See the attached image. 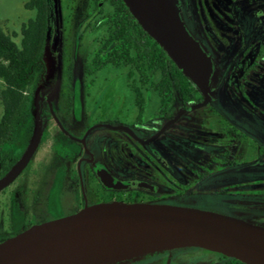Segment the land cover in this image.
Returning a JSON list of instances; mask_svg holds the SVG:
<instances>
[{"label":"rangeland","instance_id":"obj_1","mask_svg":"<svg viewBox=\"0 0 264 264\" xmlns=\"http://www.w3.org/2000/svg\"><path fill=\"white\" fill-rule=\"evenodd\" d=\"M30 1L0 0L1 27L18 45L22 26L36 15L25 8ZM176 1L180 12L182 0ZM53 5L46 74L32 89L31 114L24 122L33 132L27 131L20 142L26 150L22 161L0 181V236L13 216L40 223L71 213L77 204L73 178L79 170L80 187L93 163L122 182L157 183L159 192L146 194L147 202L207 211L264 230V71L240 84L241 67L225 65L237 58L235 52L225 49L229 55L218 64L220 59L201 48L208 72L193 85L202 103L185 110L178 99L174 119L166 123L159 118L157 93L145 87L148 105L139 127L126 80L128 68L85 74L107 35L101 17L93 14V0H53ZM3 88L0 79V94ZM242 89H247V96ZM227 130H234L230 146ZM240 144L243 154L236 152ZM151 152L166 167L156 161L148 164ZM226 158L234 168L244 167L231 174V187ZM240 184L242 196L236 189ZM80 194L79 188V203ZM212 255L179 249L99 264H210Z\"/></svg>","mask_w":264,"mask_h":264},{"label":"water","instance_id":"obj_2","mask_svg":"<svg viewBox=\"0 0 264 264\" xmlns=\"http://www.w3.org/2000/svg\"><path fill=\"white\" fill-rule=\"evenodd\" d=\"M125 1L192 83H199L208 72V58L188 33L177 1ZM99 176L109 188L154 190L145 183L119 181L104 170ZM189 248L245 264H264V230L238 219L183 207L100 203L34 225L0 243V264H99Z\"/></svg>","mask_w":264,"mask_h":264},{"label":"trees","instance_id":"obj_3","mask_svg":"<svg viewBox=\"0 0 264 264\" xmlns=\"http://www.w3.org/2000/svg\"><path fill=\"white\" fill-rule=\"evenodd\" d=\"M93 3V14L101 17L107 35L85 66V74L91 77L110 67L128 68L126 80L137 108V126L143 124L147 110L145 87L157 93L160 101L159 115L164 120L174 118L178 99L185 110L202 103L192 81L163 46L137 21L125 0H93ZM53 6V0H31L26 3L25 8L34 11L36 15L22 26L20 45L0 24V79L4 82L0 94L3 106L0 115V181L22 161L26 150L20 142L27 131L29 135L33 132L32 126L24 122L31 114L32 89L46 74L45 49L52 29ZM106 6L110 8L109 12ZM109 189L129 190L131 196L127 204H158L154 200L145 201L140 194L142 192L127 188ZM109 199L105 202L111 203V197ZM36 224L39 222L26 223L20 217L13 216L8 230L0 236V243ZM192 249L208 252L198 248L188 250ZM212 254L224 258L221 264H245L218 253Z\"/></svg>","mask_w":264,"mask_h":264},{"label":"flooded vegetation","instance_id":"obj_4","mask_svg":"<svg viewBox=\"0 0 264 264\" xmlns=\"http://www.w3.org/2000/svg\"><path fill=\"white\" fill-rule=\"evenodd\" d=\"M180 12L183 21L187 24V29L191 36L205 52L214 58L220 59L218 64H221V61H223V56L226 57V55H229L227 54V49L231 50V52H235L237 58H229L225 65L236 64L235 66L237 68L241 67L242 74L240 79H238V83L241 84L243 82H247L250 74L258 71H264V66L260 65V62L264 63V0H182V8ZM262 76H264V74H262ZM262 79L264 78L262 77ZM242 86L243 85L240 87ZM241 91L245 96H247V89H242ZM159 118L166 121V123L171 121L164 120L160 115ZM226 134L228 143H230L229 137L231 138L234 134V130H227ZM227 145L230 146L231 143ZM236 152L243 154L241 144ZM228 153L229 152L225 151L224 155L227 156ZM155 158L156 156L151 152V155L147 158V161L149 162L148 164H155L156 161L158 164L161 163L163 167H166L162 164L163 162L161 160ZM224 161L231 168L226 174L229 177L228 183L231 187V174L239 172L244 167L234 168L232 166V160L226 158ZM100 170H104L110 174L100 163H93L90 169L88 171L85 170L83 173V182H80V187L79 170L77 171L76 178H73L75 179L76 184L72 187L73 195L75 196L74 199L77 203L75 208L71 213H66V215L62 216L59 215L52 220L76 214L84 208L92 205L106 203L105 201L110 197L112 202L127 203L130 200L131 194L129 193V190L113 191V189H109V187L103 184L99 176ZM94 179L98 180L96 185H94L91 181ZM150 186L154 188V190H130L142 192L140 194L144 199L146 194H156L160 190L158 188L160 186L157 183L150 184ZM243 187L244 185L240 184L238 188H236L238 195L240 196L244 195ZM79 188L80 193L82 194L81 198L83 200L81 203H79ZM84 189L86 192L83 194L81 190ZM86 189H88V191ZM50 220L41 221L39 224ZM207 253L213 252L208 251ZM212 256L215 259L211 260L210 264H221L224 261V258L221 256L214 254Z\"/></svg>","mask_w":264,"mask_h":264}]
</instances>
